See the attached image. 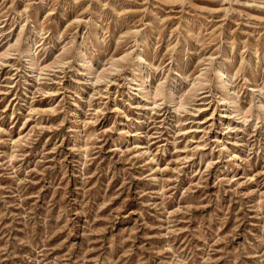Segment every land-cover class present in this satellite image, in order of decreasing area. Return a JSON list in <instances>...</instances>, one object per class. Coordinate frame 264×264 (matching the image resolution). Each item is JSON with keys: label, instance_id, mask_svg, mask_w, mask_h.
<instances>
[{"label": "rangeland", "instance_id": "1", "mask_svg": "<svg viewBox=\"0 0 264 264\" xmlns=\"http://www.w3.org/2000/svg\"><path fill=\"white\" fill-rule=\"evenodd\" d=\"M0 264H264V0H0Z\"/></svg>", "mask_w": 264, "mask_h": 264}, {"label": "bare ground", "instance_id": "2", "mask_svg": "<svg viewBox=\"0 0 264 264\" xmlns=\"http://www.w3.org/2000/svg\"><path fill=\"white\" fill-rule=\"evenodd\" d=\"M220 78H221V82H224V81H225V79H226V72H225V71H223V72L221 73Z\"/></svg>", "mask_w": 264, "mask_h": 264}]
</instances>
